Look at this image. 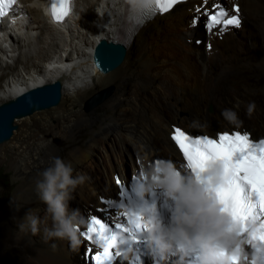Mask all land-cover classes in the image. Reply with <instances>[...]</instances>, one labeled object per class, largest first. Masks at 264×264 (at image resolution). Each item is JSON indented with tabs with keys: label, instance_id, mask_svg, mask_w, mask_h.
<instances>
[{
	"label": "bare ground",
	"instance_id": "bare-ground-1",
	"mask_svg": "<svg viewBox=\"0 0 264 264\" xmlns=\"http://www.w3.org/2000/svg\"><path fill=\"white\" fill-rule=\"evenodd\" d=\"M46 1L18 0L16 20L0 28V102L24 90L60 84L56 104L14 118L11 133L0 143V155L11 156L15 173L28 176L13 195L20 206L0 212V264H89V253L95 249L79 230L90 217L126 224L117 204L128 197L132 176L139 177L157 161L171 162L177 171L190 174L170 138L176 125L194 134L203 128L215 136L225 125L237 127L221 115L223 109H232L239 118L238 129L255 138L264 133V114L252 96L236 94V82L244 76L232 69L235 62L264 64V0H183L156 13L129 39L120 34L123 0H75L73 12L58 23ZM223 1L228 13L239 9L240 26L228 27L223 35L210 34L201 28L200 15L221 7ZM108 37L122 42L125 51L120 62L104 72L96 67L92 53L99 40ZM226 78L232 82H219ZM103 91L101 106L109 115L94 129V109L86 112L84 107ZM249 103H254L250 116ZM194 120L202 126L193 127ZM82 125L92 126L90 137L63 159L71 164L73 176L83 173L89 178L71 192L68 202L69 211L78 209L80 219L81 243L73 250L67 240L45 243L41 234H22L17 225L29 210L44 219L46 205L36 194L35 182L54 155V138L75 139ZM154 192L166 210L159 219L167 224L171 202ZM246 253L240 264H245Z\"/></svg>",
	"mask_w": 264,
	"mask_h": 264
},
{
	"label": "clouds",
	"instance_id": "clouds-1",
	"mask_svg": "<svg viewBox=\"0 0 264 264\" xmlns=\"http://www.w3.org/2000/svg\"><path fill=\"white\" fill-rule=\"evenodd\" d=\"M152 2L153 0H129L130 4L140 3L144 6H150ZM253 109L254 103H249V116ZM221 115L229 124L239 123L238 115L232 109H223ZM192 126L202 125L198 120H194ZM232 131L237 130L230 132ZM263 137L264 135L251 139L256 141ZM202 176L210 187L220 185L223 182L222 163H210ZM39 177L35 182V191L39 200L46 205L45 217L41 220L29 210L18 223V232L30 233L32 236L41 234L45 243L54 239L67 240L73 250L77 249L81 243L77 227L80 222L79 210L69 211L68 202L71 192L89 178L83 173L73 176L71 164L58 156L49 158L48 166L39 173ZM133 188L141 197L153 191H160L163 198L171 202L167 224L157 218L155 204L145 211V236L148 245L150 248L154 246L162 261L168 254L176 255L183 261L190 253H195L197 264H229V257L220 253L224 249H231L237 242L228 231L231 219L220 211L212 196L205 194L204 188L194 176L181 175L171 162L157 161L148 171H141ZM42 224L44 227L41 232ZM51 246L56 247L55 244Z\"/></svg>",
	"mask_w": 264,
	"mask_h": 264
},
{
	"label": "snow or ice",
	"instance_id": "snow-or-ice-1",
	"mask_svg": "<svg viewBox=\"0 0 264 264\" xmlns=\"http://www.w3.org/2000/svg\"><path fill=\"white\" fill-rule=\"evenodd\" d=\"M13 2L14 0H7V6L11 7ZM180 2L181 0H153L150 6L137 3L133 4L130 10L136 13L137 25H143L157 11L167 12ZM5 4L6 0H0V16L4 15ZM197 11L200 9L197 8ZM235 11L237 15L231 16L223 8L211 15L205 12L204 14L208 15L205 23L208 32L213 34L212 29L221 24L224 26L219 28L218 34L220 35L229 30L228 26L238 28L241 23L238 16L239 9ZM67 13V0L53 3L54 20H62ZM224 17L228 18L224 19ZM196 24L197 18H194L192 26L195 27ZM171 139L182 152L190 174L202 185L205 194L215 199L220 211L231 219L228 231L237 242L231 249H224L220 254L228 256L231 264H240V254L245 251L241 245L246 244L250 252L243 256L245 264H264V138L256 142L247 132L240 133L239 131H233L231 134H218V138H210L207 135L192 138L183 130L175 128ZM213 162L222 163L223 182L218 186L210 187L202 173ZM178 172L184 175L181 171ZM119 183L120 181L117 180V184ZM123 215L127 217V225L117 222L114 229L99 218H91L87 238L103 249L91 258L95 264H113V261L121 256L120 249L126 239L135 241L138 237H142L148 243L145 236L147 216L129 209ZM111 249L117 250L113 253ZM249 255H251L250 260ZM191 264H197L196 254L195 261Z\"/></svg>",
	"mask_w": 264,
	"mask_h": 264
},
{
	"label": "rangeland",
	"instance_id": "rangeland-1",
	"mask_svg": "<svg viewBox=\"0 0 264 264\" xmlns=\"http://www.w3.org/2000/svg\"><path fill=\"white\" fill-rule=\"evenodd\" d=\"M225 6H227V3H225L224 1L221 2V7L225 8ZM210 11L211 10H209V12ZM204 16H205L204 13L200 15V20H199L202 29H204L203 28ZM198 38H202V36H198ZM196 41H200V40H196ZM196 45L198 46V43ZM232 69L236 73L244 76L241 80L236 82V94H238L239 97H246V98L247 96H252L253 100H256L257 108L261 110V112L264 114V64H256V63L243 64L242 62H235L232 65ZM1 79L2 78H0V82ZM219 82L224 84H229L230 82H232V80L230 78H226V79H221ZM105 97H106L105 91L99 92L98 94L95 95L93 99L91 97L87 101L84 107V110L86 112H90L92 111V109H94L93 112L96 117V122L93 126L94 129H97L99 125L104 124L106 122L107 116L109 115V111L103 108V106H101V102L105 99ZM207 108L209 109L211 107L208 105ZM176 126L191 135H195L194 133L190 132L191 130L188 131L178 125ZM224 127L225 128H223L222 131L230 132L231 130H237L240 132L248 133L247 130L241 128L238 129L235 126L225 125ZM91 132H92V126L82 125L76 132L75 139L72 137H66V138L55 137L53 140V150H54L53 156H58L64 159L68 151L74 145L81 144L83 141L88 139L91 135ZM197 133H204L210 136H214V134L204 132L203 128H200ZM250 135L253 139H257L252 134ZM262 136H258V138ZM25 177L26 176L23 177L18 176L15 173L13 166L11 164V156L8 153L4 152L3 155H0V212H3L5 210L4 212L7 213L10 209H15L20 206V199L14 200L13 195L15 193L16 186L28 180V176L26 178ZM82 228L83 226L81 227V229ZM13 262L14 263L16 262L15 258H13Z\"/></svg>",
	"mask_w": 264,
	"mask_h": 264
},
{
	"label": "water",
	"instance_id": "water-1",
	"mask_svg": "<svg viewBox=\"0 0 264 264\" xmlns=\"http://www.w3.org/2000/svg\"><path fill=\"white\" fill-rule=\"evenodd\" d=\"M124 51L125 46L122 42L109 37L102 38L96 44L92 58L96 67L105 72L120 62ZM59 97L60 84L56 81L24 90L12 99L0 102V143L11 133L14 118L54 105L59 101Z\"/></svg>",
	"mask_w": 264,
	"mask_h": 264
}]
</instances>
